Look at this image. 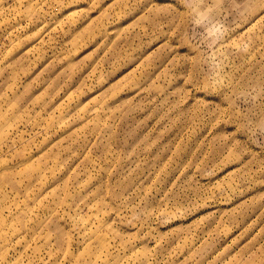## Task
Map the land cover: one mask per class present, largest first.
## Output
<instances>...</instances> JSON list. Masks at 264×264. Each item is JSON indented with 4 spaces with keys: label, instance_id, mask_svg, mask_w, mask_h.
Listing matches in <instances>:
<instances>
[{
    "label": "rangeland",
    "instance_id": "1",
    "mask_svg": "<svg viewBox=\"0 0 264 264\" xmlns=\"http://www.w3.org/2000/svg\"><path fill=\"white\" fill-rule=\"evenodd\" d=\"M0 264H264V0H0Z\"/></svg>",
    "mask_w": 264,
    "mask_h": 264
}]
</instances>
